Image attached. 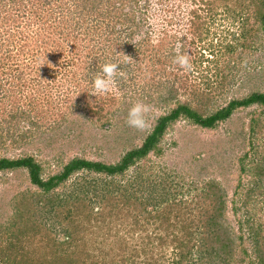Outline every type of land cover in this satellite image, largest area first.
Here are the masks:
<instances>
[{"label":"trees","instance_id":"trees-1","mask_svg":"<svg viewBox=\"0 0 264 264\" xmlns=\"http://www.w3.org/2000/svg\"><path fill=\"white\" fill-rule=\"evenodd\" d=\"M15 3H31L34 11L24 18L19 5L13 7ZM22 21L28 28L25 35L16 32ZM0 24L12 27L6 37L8 45L5 40L0 43V116L7 114L0 119V148H6L9 141L39 152L44 140L49 144L48 132L73 121L72 114L87 116L105 130L115 127L116 116L122 117L117 94L126 87L125 77L134 83L145 72L143 61L155 65L153 71L157 69L160 76L180 74L173 63L176 58H169L174 66L163 60V42L171 34L167 26L183 30L181 37H174L179 45L177 57H184L188 44L197 55V68L204 67L189 83L186 78L178 79L179 83L174 79L169 86L159 77L157 90L139 95L154 101L161 113L153 116L141 144L116 162L75 157L46 175V163L36 155L23 151L1 156L0 173L23 171L36 191L28 198L13 199V214L0 222V264H264V210L255 203L259 197L264 202V91L232 98L209 113L200 110L224 92L228 73L253 48L257 34L264 37V0H0ZM61 38L73 44L75 55L82 48L78 39L91 42L84 56L90 55L85 77L91 90L101 95L100 104L115 109L85 105L79 98L66 112L52 110L56 120L42 128L34 114L42 116L43 108L51 106L52 98L42 92L52 87L47 85L33 97L25 94L30 78L23 72L35 68L42 75L33 79L37 84L55 75L50 63L59 54L53 49L61 46ZM120 50L136 53L133 63L121 65L116 58ZM28 52L38 54L34 59L39 61L35 67L27 64L22 69L18 62ZM7 70L17 75L16 81L2 77ZM113 81L116 88L111 90ZM96 84L103 87L97 90ZM181 89L188 94L184 100L179 97ZM130 105L129 110L137 108L135 99ZM250 107H254L247 124L250 148L237 158L234 186V193H242L246 216L233 232L225 221L224 188L217 181L204 182L199 189L195 186L197 194L192 199L177 200L163 182L151 179L153 167L147 168L151 163L144 161L151 153L162 154L161 139L177 121L213 129L235 111ZM133 113L139 116L138 122L144 120L141 108ZM75 126L73 122L71 128ZM78 130L70 132L82 134L81 123ZM249 154L252 158L247 159ZM135 166L139 168L128 177ZM243 174L250 176L247 184L242 183ZM142 190L147 191L146 198L154 193L161 198H138ZM148 224L154 225L151 233Z\"/></svg>","mask_w":264,"mask_h":264},{"label":"rangeland","instance_id":"rangeland-1","mask_svg":"<svg viewBox=\"0 0 264 264\" xmlns=\"http://www.w3.org/2000/svg\"><path fill=\"white\" fill-rule=\"evenodd\" d=\"M17 5H19L18 8L24 18L29 17L34 11L31 3L22 5L15 3L13 7L17 8ZM9 28L12 27L0 24V43L2 40H5V43L8 45L6 37L11 34V29ZM167 29L171 31V34L166 37L163 42L165 53L163 54L164 58H161H163L164 61L166 59L165 63H169L171 66H174L173 63H176V67L181 71L180 74L174 77L173 73L167 72L160 76L155 72L157 69L153 71L155 65L148 61H143L142 68L145 72H142L134 83L133 80H129V78L125 77L123 82H125L124 84L126 87L117 94V103H120L117 105L120 107L122 117L119 118L118 115L116 116V121L114 123L115 127L105 130V127L102 129L98 124L94 125V120L87 119V116L82 118L79 114H72V117H74L73 121L62 125V129L60 130H51L48 132V136L46 137L48 138L49 144H46V140H44L43 144L39 145L41 147L39 152L35 150V147L25 148L26 146L17 143L11 145L8 141L6 148H0V157L15 156L21 154L23 151L29 154L31 153L32 155H36L40 161L46 163L45 174L47 175L48 173L61 170L62 165L75 157L102 161L105 163L116 162L121 154L141 144L146 133L152 127L154 122L153 116L159 115L161 110L158 109L157 104L149 100L147 96L145 100H142L139 95L143 92L153 93L157 90L159 86L156 85V82L159 77H161L162 83H166L169 86L172 85L171 83L174 79H177V83H179L178 79L180 81L182 78H186V82L189 83L197 76L199 69L204 68L203 66L197 68L198 62H194L195 56L197 55L192 52L193 50L188 44L186 45L187 50L185 51V53H187L184 57H177L179 45L176 44V38L174 37L176 36L178 38V34L181 37L183 35V30L177 26H174L172 29L167 26ZM27 30L28 28L25 21L17 25L16 32L19 31L23 33L22 35H25ZM78 42H80L82 47L78 50L80 56H78L79 54L75 55L76 52L74 49L72 50L73 44L71 42L67 43L62 38L59 40V45L61 44V46L53 49L59 54L56 55L54 60H51L53 63L49 62L51 66L50 70H53L55 75H49L44 84H37L33 81L34 78L37 79L38 76H42L34 72L35 68L31 72L29 70L23 72L29 75L27 79L30 78L25 82V94L30 93L33 97L37 94H41L42 89L47 85L49 86L47 88L52 87V90L43 89L42 92V94H46L48 97L52 98L51 106L43 108L44 113H42V116L38 115V110H35L37 113L34 114L41 119L38 120V122L42 128L51 127V123L56 120L52 117L53 115H51L52 110L66 112V108L74 106L79 98L85 105L104 104L106 111L115 109L109 106L110 104H100L101 95L91 90L92 84L88 82L85 77L87 75L85 65L87 61H89L90 55L88 58H84L85 54L88 53L86 47L90 46L91 42H86L84 39H78ZM254 43L255 44L252 46L253 48L250 49L249 52L245 51L244 59L237 60L236 62L234 61V68L228 73L230 74L228 76L230 81L225 85L224 92L218 94L217 97H213L209 104L202 106L200 110L204 109L206 113H209L223 106L232 98L243 97L254 90L264 91V37L257 34ZM9 49L10 48H5L6 51ZM173 51L176 53L173 54ZM118 54L116 58L119 60L120 64L124 65L123 63H125L126 65L127 63H133V55L136 53H123L120 50ZM148 54L158 57L154 51H150ZM44 55L46 56V54ZM36 56H38V54L25 53L18 63L21 65L22 69H25L27 64L35 67L37 66L35 62L39 61L38 59L35 61L34 57ZM65 57H68V60H63L66 59ZM171 57L176 58L173 60L174 62L172 61L173 63L169 60ZM39 59H41V57ZM44 60L46 61V59ZM4 74L6 75L2 77L7 81L11 79L14 80V77L17 76L9 72V70ZM26 75H24V77ZM107 78H110V76H107ZM43 79L45 78H42V80ZM115 84L116 82L113 81L110 88L111 90H114L112 86L116 88ZM197 86L199 85L197 84L196 87ZM99 87H103V85L96 84L95 88H97V90L100 89ZM179 92L181 93L179 97L184 100L187 92L182 89L179 90ZM133 99H135L137 108L129 110L130 104H133ZM140 108L144 118L142 122H138L139 116L133 113L139 112ZM253 108L254 107H250L248 109H239L235 111L229 120L219 123L218 126L213 129H201L187 121L179 120L167 129L164 137L161 139L159 146L162 148V154L155 156L151 153L144 161L146 163L150 161L151 163V165L147 163V165H149L147 168L153 167L150 172L153 176H151V179L154 178V180L158 182H163L169 191L176 194L175 196L172 195L177 200L192 199V197L197 194V191L194 190L195 186L199 189L204 182L212 179L217 181V183L224 188V199L226 203L225 221L233 228V232L237 229L238 221H243L246 216L242 207V193L241 191L237 194L234 193V186L238 174L236 164L237 158L246 151H249L250 148L248 143L249 134L247 132V124L251 117L250 112ZM4 118H7L6 113L0 116L1 120ZM73 122H76V126L71 128ZM80 123L82 124V134L77 136L76 134L80 132L78 130ZM128 125L133 126V129L129 131ZM125 126H127V128ZM77 130L79 131L77 133L70 132ZM250 158H252L251 154L248 155L247 159ZM47 165H49V167ZM136 168L139 167L135 166L128 172V177L134 174ZM144 170L146 171L147 169ZM242 178V183L247 184L250 176L248 174H243ZM133 189H136L135 186H133ZM34 191H36V189L29 186L27 176L23 171L0 173V222L6 221L7 218L13 214L11 204L13 199H22L24 195H27L26 197L28 198ZM165 191L167 190L165 189ZM147 195V191L144 190L137 192V197L143 200H145L144 198H146ZM152 196L146 199L161 198L160 194L157 193H154ZM257 199L259 200L255 201V203L258 202V206L260 208L263 207L264 210L262 198L260 199L259 197ZM234 206L239 209H235L236 214L233 210ZM146 227L149 233L153 232L154 225L148 224ZM169 231L171 230H168V232ZM166 256L170 257L171 255L168 252Z\"/></svg>","mask_w":264,"mask_h":264}]
</instances>
